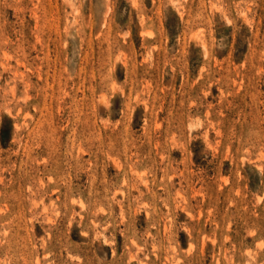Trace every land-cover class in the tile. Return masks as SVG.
Wrapping results in <instances>:
<instances>
[{"label":"rangeland","instance_id":"1","mask_svg":"<svg viewBox=\"0 0 264 264\" xmlns=\"http://www.w3.org/2000/svg\"><path fill=\"white\" fill-rule=\"evenodd\" d=\"M0 264H264V0H0Z\"/></svg>","mask_w":264,"mask_h":264}]
</instances>
